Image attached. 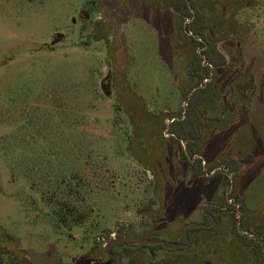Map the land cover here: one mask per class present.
<instances>
[{
  "label": "rangeland",
  "instance_id": "1",
  "mask_svg": "<svg viewBox=\"0 0 264 264\" xmlns=\"http://www.w3.org/2000/svg\"><path fill=\"white\" fill-rule=\"evenodd\" d=\"M230 1L195 0L209 23L207 40L229 57L216 72L218 96L200 108L197 153L212 166L235 157L247 207L264 216V0ZM130 6L0 0V224L30 262L36 252L46 262L55 251L65 262L90 253L105 263L118 231L168 239L202 220L207 201L229 192L202 179L193 187L189 163L177 156L181 144L165 133L168 121L188 111L195 84L188 59L198 46L179 33L174 8ZM86 168L107 183L97 186L88 220L64 230L42 194L50 182ZM198 192L204 200L196 208ZM232 238L208 236L192 264L253 263Z\"/></svg>",
  "mask_w": 264,
  "mask_h": 264
},
{
  "label": "trees",
  "instance_id": "2",
  "mask_svg": "<svg viewBox=\"0 0 264 264\" xmlns=\"http://www.w3.org/2000/svg\"><path fill=\"white\" fill-rule=\"evenodd\" d=\"M98 1L100 3L102 2V0ZM133 1L139 7L146 5L157 13L174 8L175 15H177L175 16L173 14L170 16L180 18V22L178 23L180 34L183 36L187 34L198 47H204L205 45L197 38H202L209 42L206 36L209 23L202 14V11L198 9L195 0H189L191 8L196 13L195 17L186 0H127L128 5H131L130 7H132ZM202 1L204 2L206 0ZM228 1L232 5L231 1ZM158 6L163 7V10L158 9ZM179 10L181 14L178 13ZM186 20H191V22L186 24L185 28ZM189 33H193L195 37L190 36ZM202 54L207 56L208 63L216 68L224 67L228 63L226 56L215 43L209 42V48ZM190 57L188 59V73L194 80L195 84L193 87H202L198 88L191 96L188 111L185 116L182 118V114L180 116L182 118L181 120L173 122L171 132L180 140L198 146L202 134L200 108L204 102L214 100L218 92L214 82L208 83L204 87L205 80L210 78L211 67L204 64L203 56L196 52L193 59ZM196 109H198V114L191 113V111H196ZM194 119L197 121V124H195ZM185 161L189 163V166L186 167L188 171L185 174L188 175L190 171V174L195 176L193 181L194 183L196 181V183L193 187L198 188V186L203 185L201 182H198L202 179L211 182V190L213 191L219 185H216L217 181L220 183L219 187L221 185L223 187L226 184L227 190H230V177L221 175L220 171L213 175V177L206 176L204 161L200 158L194 164H191L192 162L187 157ZM217 165L224 166L234 176V190L230 193L229 197L225 196L221 199L220 196L207 201L201 210L202 220L188 223L184 230L177 235L168 232L171 236L166 239L159 237L160 234L156 232H151L150 237H141L147 240L145 242L136 240L115 241L108 248H105V263L96 259V256L90 253L79 256L75 261L65 262L60 254H55V251L46 255L48 260L46 262H43L44 256L36 252L30 256L32 260L30 262L28 256H23L21 249H18L20 246L19 238H16L0 224V264H89V261L92 259L93 264H192L193 258L198 255L197 249L199 245L207 240L208 236L214 235L226 237L228 243L230 242L229 236L232 235V239L235 241L233 243L241 249L244 257H247L245 255L248 253L255 260L253 263L249 260L250 264H264V245H262L264 236L261 233L264 230V216L258 214L257 211L253 212L249 209L242 196L243 193L240 189V179L243 176L241 164L235 157L228 156L221 158ZM208 167L211 171L215 168V165L212 166L208 163ZM167 174L163 175V179L164 183L169 186L172 185V181L169 173ZM107 180L108 177L104 176L103 178L97 174H91L87 168L82 169L56 181L55 184L50 182L47 190L42 194V199L52 209L58 226L70 231L75 227L81 226L88 220L93 210L91 202L97 191L96 188L97 186H104ZM34 184H41L40 179L35 180ZM200 193L198 192L193 197L196 201V208L201 204V200H204L201 198L203 196L199 195ZM196 208L194 211H196ZM185 215L188 216L187 213ZM221 220H223L222 224L220 222ZM224 221L227 222L224 224ZM253 225L256 231L253 229ZM125 236L133 235L118 231L117 236L115 238L110 237L108 242ZM131 245L140 246L144 250L130 251L125 248ZM162 253H164L162 259H158V256ZM195 264L203 263L199 262Z\"/></svg>",
  "mask_w": 264,
  "mask_h": 264
},
{
  "label": "flooded vegetation",
  "instance_id": "3",
  "mask_svg": "<svg viewBox=\"0 0 264 264\" xmlns=\"http://www.w3.org/2000/svg\"><path fill=\"white\" fill-rule=\"evenodd\" d=\"M190 8H191V6H190ZM191 11L193 12V14H194V17L196 16V13H195V11L191 8ZM191 22V20H186V23H185V28H186V24H188V23H190ZM189 35L190 36H192V37H195V35L193 34V33H189ZM197 39H199L205 46L204 47H198V53H200L202 56H203V59H204V64L205 65H208V66H210L211 67V72H210V78H208V79H206L205 80V85H204V87L208 84V83H212V82H214V84H215V86L217 87V92L219 91V87L217 86V84H216V81H215V79H216V72H217V70H222V69H224V67H221V68H216V67H214V66H212L211 64H209L208 63V57L207 56H204L202 53L205 51V50H207L208 48H209V42H207V41H205V40H203L202 38H197ZM219 47V46H218ZM219 49L222 51V49H221V47H219ZM222 53L226 56V58H227V60L229 61V57L222 51ZM239 55H240V58H242V53L241 52H239ZM228 64V63H227ZM243 85V84H242ZM200 87H202V86H200ZM200 87H198V88H200ZM198 88H194L191 92H190V94H189V96L188 97H190V99H191V96L193 95V93L194 92H196V90L198 89ZM242 93V95L244 96V95H246L243 91H241ZM217 96H218V94H217ZM216 96V97H217ZM216 99V98H215ZM214 99V100H215ZM212 102H213V100H210V101H206V102H204L203 104H212ZM187 103H189L190 104V100L189 101H187ZM189 106V105H188ZM232 107L231 106H229V104H227V101H226V98L224 97L223 98V112L225 113V115H227L228 113H229V110L231 109ZM187 112H183V115H182V118L185 116V114H186ZM182 118H180V117H178V118H176V117H174V118H172V120L171 121H168V124L166 125V134L167 133H169V135L174 139V140H176L177 142H178V144L180 143L181 144V147H182V149L180 150V152L179 153H177V156H179V159L180 160H182V161H184V160H186V157L189 159V161L190 162H192L191 164H194L195 163V161L198 159V158H200V159H202L203 161H204V171H205V174H206V176H208V177H213V175H215L218 171H220L221 172V175H223V176H228V177H230L231 178V187H230V190H229V192H227L226 193V197H229V195H230V193L234 190V187H235V178H234V176L232 175V174H230L229 173V171L227 170V169H225V167L224 166H218V165H216L215 166V168L213 169V170H211L210 171V169H209V167H208V163H209V160H207L205 157H204V155H202V154H200V153H197V152H200L199 151V145H200V142H201V140H200V142H199V144H198V146H195V144H189V142H185V141H182V140H180L174 133H172L171 132V125L173 124V122L174 121H177V120H181ZM202 120V119H201ZM203 124H204V122L202 121V126H203ZM201 129H203V127L201 128ZM202 131L203 130H201V133H202ZM202 135L203 134H201V138H202ZM167 145H169V143H167ZM172 147H174V145L171 143L170 144ZM228 156H232V155H228ZM227 156V157H228ZM181 157V158H180ZM221 160V159H220ZM219 160V161H220ZM211 161V160H210ZM241 162V161H240ZM210 164V163H209ZM226 172H228V173H226ZM232 178L234 179V184H233V188H232ZM220 185V183L217 181L216 182V185ZM219 185H218V187H219ZM224 186H226V184L225 185H223V187ZM218 187H216V188H218ZM221 188H222V185L220 186ZM219 187V188H220ZM226 188H227V186H226ZM115 238V237H114ZM262 245H264V241L262 242Z\"/></svg>",
  "mask_w": 264,
  "mask_h": 264
},
{
  "label": "water",
  "instance_id": "4",
  "mask_svg": "<svg viewBox=\"0 0 264 264\" xmlns=\"http://www.w3.org/2000/svg\"><path fill=\"white\" fill-rule=\"evenodd\" d=\"M233 184H234V179L232 178V188H233ZM120 240H136V241H143V242L147 241L146 239H143L139 236H125V237H121V238L112 240L109 243V245L115 241H120Z\"/></svg>",
  "mask_w": 264,
  "mask_h": 264
},
{
  "label": "built area",
  "instance_id": "5",
  "mask_svg": "<svg viewBox=\"0 0 264 264\" xmlns=\"http://www.w3.org/2000/svg\"><path fill=\"white\" fill-rule=\"evenodd\" d=\"M112 237H116V234H113Z\"/></svg>",
  "mask_w": 264,
  "mask_h": 264
}]
</instances>
